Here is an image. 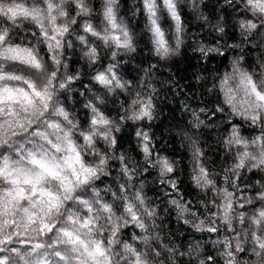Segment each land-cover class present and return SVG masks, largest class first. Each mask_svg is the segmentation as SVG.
Listing matches in <instances>:
<instances>
[{"label": "clouds", "instance_id": "9594fccd", "mask_svg": "<svg viewBox=\"0 0 264 264\" xmlns=\"http://www.w3.org/2000/svg\"><path fill=\"white\" fill-rule=\"evenodd\" d=\"M14 2L15 0H0V4L4 5ZM83 2L90 9L93 8L90 0ZM203 2L204 0H175L177 10L180 4L186 3L193 13L194 22L203 24L218 37L226 38V29L235 27L238 39L229 43L228 47L244 52L245 46L251 44L254 48L258 46L260 52H264V5L255 7L249 4L248 0H235L234 4L232 0H225L226 3L232 4L233 8L239 5L232 23L229 24L223 15L215 21L211 20L200 7ZM59 3L64 6L62 11L66 13L65 16L58 17L59 23L66 24L70 30L62 38L63 43L55 53L61 63L45 61L46 70L43 74L31 73L20 65L9 67V70L19 71L26 78L40 81L42 89L47 87L51 93L49 106L46 110L40 107L36 114H32L30 110L26 116L20 105H14L17 114L14 117L7 115L8 106H4L5 113L0 116V124L3 125V133H0V156H8L11 161L19 162L21 166L35 171L28 159L21 160V154L26 157L29 150L35 148L39 151L43 148L49 157H54L56 162L63 164L64 158L70 154L66 143V140H70L84 165L95 170V174L87 182H83L73 178L71 170L65 168L63 174L69 180L63 185L55 179L47 180L42 186L59 197V205L39 212L32 223L24 219L23 209L29 207L27 201L18 205L14 214L0 217V252L9 258L10 264H20V258L13 255L14 251L26 255L33 251L24 248L19 237H16L17 229L11 223L15 218L22 222V229L28 228L30 235L39 237V242L47 249L44 254L52 264H57L55 253L52 251L54 247L59 245L63 251L68 252L67 240L62 230L90 233L89 238L104 241H107L108 236L115 230V242L111 246L105 244L111 258L110 264H264V248L257 246L264 244V216L260 215L264 212V111L260 113L262 118L257 120L245 119L233 113L232 108L225 103L224 93L220 88V80L224 75L220 76L219 82L211 84L206 90L209 96L214 97L213 106L216 112L222 114V119L207 123L198 113L192 112L186 123L174 124L166 129L169 138L175 136L180 150L188 154V171L185 175L181 166L183 158L176 159L166 153H160L154 149L151 139L145 144L144 133L149 135L150 129L145 131L143 123H151L158 118L155 98L159 96V89L151 80L145 82L151 68L146 69L144 75L135 82L119 71L122 63L119 57H132L137 52V34L125 17L119 14V0L113 5L116 9V23L127 29L132 36L133 44L130 48L117 49L111 41L88 39L78 25L72 22L76 14V0H59ZM33 5L42 7V0H27L28 7ZM156 7L159 14L166 10L160 8L157 0ZM4 19L7 20V17ZM84 19L80 18V23H83ZM86 19L101 32L111 31L102 16L98 23L94 22L93 15ZM26 24L39 31L31 20L18 19L9 22L11 39L16 42L19 38L20 43L34 48L43 46L37 45L38 37L34 35V39L19 35L17 29L25 33L32 31L25 28ZM250 24L255 27H250ZM147 25L148 23L145 27L150 33ZM186 33L185 25L181 23L178 32L174 22L171 41L166 38L169 54L160 56L152 47V55L158 63H167L180 56ZM81 36L86 37L83 43ZM89 49L96 51L92 55H86ZM196 50L207 55L209 52H219L220 47L199 44ZM77 52L83 64L77 72L72 73L69 61ZM39 55L44 60L45 53L41 52ZM105 56L111 62L103 63ZM243 60L244 56L237 55L232 59V68L234 65L242 68L240 62ZM127 62L129 61L125 60L123 63ZM257 64L258 72L255 68L246 72L253 77L257 88L264 92V61L258 54ZM109 65L114 66L115 77L109 70ZM53 72L59 75L53 77ZM100 73L106 77L103 83L96 79ZM231 73L233 75L230 85L233 89H238V77L233 71ZM70 76L73 79L69 85ZM82 78L89 81L84 83L83 90L73 86ZM49 79H53L55 83L48 84ZM199 82L197 80V83ZM4 83H10L13 87H25L24 84L14 81ZM61 83L65 87L61 88ZM77 92L79 98L74 95ZM138 93L145 103L149 98L152 100L151 119L136 118L139 105L132 106L131 101ZM59 109L67 113V117L61 116ZM199 112L206 110L201 108ZM93 118L97 121L95 124L92 123ZM234 118L241 120L244 126L254 128L255 133L246 137L241 126L232 123ZM225 122L230 127L224 128ZM21 124L23 126H20ZM129 124L135 129L134 142L138 158L128 148L120 147V136ZM202 129H206L212 135L214 143L223 149L221 161L215 166L206 155L210 145L205 144V132ZM213 129L215 131H212ZM233 129L240 138L248 141L247 157H244L243 152L238 151L229 139ZM41 132H46L47 136L39 135ZM52 144H58L62 150L56 151ZM145 146L147 152L144 151ZM241 160L243 166H240ZM149 171L155 175L150 179L141 178ZM253 172L258 178L247 183L249 175ZM105 177L115 183H98ZM182 179L196 190L195 203L203 209V214L189 207L192 201L184 198L179 187ZM159 185L171 188L172 193H175L172 195L166 188L159 189L168 197L164 202L166 207L163 214L160 212V205L153 201L147 191L149 186ZM8 187L9 185L0 178V191ZM169 209L175 213V220L193 233L187 241H177L171 234L172 229L165 222ZM133 216L136 217L135 220ZM42 225L46 227L41 232ZM53 228L56 230L52 231ZM125 230L130 231L126 233ZM35 242L33 240V243ZM237 247L241 251H236ZM132 249L136 251L133 252ZM209 251L212 255L208 254ZM229 252L233 253L231 257ZM241 253L245 255L241 256Z\"/></svg>", "mask_w": 264, "mask_h": 264}, {"label": "snow or ice", "instance_id": "6c2138e0", "mask_svg": "<svg viewBox=\"0 0 264 264\" xmlns=\"http://www.w3.org/2000/svg\"><path fill=\"white\" fill-rule=\"evenodd\" d=\"M115 2L116 0H102L98 13L103 17L106 24L110 26L111 31L101 32L96 25L86 19V17L94 14V9L87 7L83 0H76V14L72 22L78 25L88 39L103 40L104 42L111 41L117 49L130 48L133 44V38L127 29L116 23V9L113 7ZM248 3L255 7H260L264 5V0H248ZM63 7L59 0H42V7L34 5L28 7L27 0H15L14 3L9 5L0 4V116L5 113V105L8 106L7 115L10 117L17 115L14 105H20L26 116L30 110L32 114H36L40 107L45 110L48 108L51 93L47 87L42 89L40 81L26 78L19 71L9 70V67L20 65L30 70L31 73L43 74L46 70L45 61L55 64L61 63L55 53L63 43L62 38L70 31L66 24L62 25L58 20V17L66 15L62 11ZM143 8L147 16V26L150 29L151 43L154 50L160 56H167L170 50L166 33L160 24V14L156 7V0H143ZM163 8L167 10L179 32L181 17L178 14L175 0H163ZM5 17H7V20L4 19ZM82 17L85 19L83 23H80V18ZM18 19L34 22L39 31L33 33V35L38 37L37 45L42 44L43 46L34 48L31 45L17 43L11 39L9 22L17 21ZM249 26L255 27V25L251 24ZM86 37H80L82 43L85 42ZM45 51L47 55L42 60L39 53ZM95 51V49H89L86 55H92ZM113 55L115 57V53ZM5 61L9 63L5 64ZM152 67L154 68L155 65H152ZM113 69L114 66L109 65V70L112 71L113 77H115ZM233 72L239 80L240 87L238 89H233L230 85L232 73H226L220 80V88L224 93L225 103L232 108L233 113L239 114L245 119H261L260 113L264 111V92L257 88L253 77L242 68L234 65ZM58 75L56 72L52 73L53 77ZM72 79L73 77H68L69 85ZM96 79L103 83L106 77L103 73H100ZM4 81L22 83L25 87H13L10 83L5 84ZM54 83L53 79L48 80V84ZM60 87L63 88L65 85L61 83ZM137 104L139 105V112L136 114V118L151 119L152 100L149 98L145 103L138 93L136 98L131 101L132 106ZM58 112L61 116L67 117V113L62 109H59ZM96 122L95 118H93L92 123L95 124ZM9 124H11V121H9ZM20 126L23 125L21 124ZM0 133H3L2 124H0ZM38 134L47 136L46 132ZM229 139L234 143L238 151L243 152L244 157L248 156L249 153L246 151L249 147L248 141L240 138L235 129H233ZM144 141L145 144L150 142L147 132L144 133ZM66 143L70 154L64 158L63 164L56 162L54 157H49L43 148L39 151L35 148L29 150L26 157L21 154V160L28 159L36 169L35 171L21 166L19 162L11 161L8 156H0V178L9 185L8 188L0 191V217L14 214L18 210V205L27 201L29 207L23 209L24 219L28 223H32L39 212L50 210L59 205V197L42 186L47 180L55 179L63 185L69 180L63 174L65 168L71 170L72 177L78 181L87 182L95 174V170L84 165L80 159L79 152L76 151L72 142L66 140ZM52 148L56 151L62 150L58 144H52ZM144 151H148L146 146ZM240 166H243V160H241ZM169 171H171L170 167ZM229 207H233V205H229ZM240 207H243V205H240ZM260 215L264 216V212H261ZM133 219L135 220L136 217L133 216ZM11 223L17 229L16 237H19L22 246L33 250L29 255L14 251L13 255L20 258V264H52L49 257L44 254L47 249L39 242V237L30 235V229L28 228L22 229L21 221L13 218ZM44 227L46 225L41 226V232ZM51 230L55 231L56 229L53 228ZM0 234H2V231H0ZM62 234L67 240L66 247L68 252L63 251L59 245L53 248L52 251L55 253L57 264H110L111 258L108 256V248L105 247V244L107 243V245L111 246L115 242V230L108 236L107 241L91 239L89 238L90 233H82L78 230H62ZM33 240L36 242L33 243ZM257 246L264 248V244H258ZM132 251L135 252L136 250L132 249ZM236 251L241 250L237 247ZM228 255L231 257L233 253L229 252ZM0 264H10L9 258L5 257L2 252H0Z\"/></svg>", "mask_w": 264, "mask_h": 264}, {"label": "trees", "instance_id": "16d2710c", "mask_svg": "<svg viewBox=\"0 0 264 264\" xmlns=\"http://www.w3.org/2000/svg\"><path fill=\"white\" fill-rule=\"evenodd\" d=\"M94 9L93 20L98 23L100 15L99 9L101 8L102 0H90ZM235 3V0H232ZM157 4L163 10V0H157ZM119 14L127 20L129 26L133 29L136 35L137 52L132 57H119L122 62L119 71L123 75L135 82L144 75L146 69L151 68V72L148 73L145 82L149 80L155 84L159 89V96L155 98L156 107L158 109L157 120L149 123L144 122L143 128L145 131H149L150 139L152 140L155 150L160 153H166L173 156L176 159H181V166L185 171V175L188 171L187 153L182 152L176 141V137L169 135L166 129L172 125L186 123L187 119L191 117L192 112L198 113L200 118L204 119L207 123H213L218 119H222V114L216 112L213 106L214 97L209 96L207 93V87L213 83H218L219 78L226 73H231L232 59L236 58L237 55L244 56V60L240 62V66L245 71H251L255 68L258 72L259 65L257 64V54L260 59L264 61V52H260L259 47H252L251 44L245 46L244 52H240L238 49L228 47L229 43L236 42L238 35L235 27L226 29L228 35L226 38L216 36L213 32H210L199 22H194L193 13L189 10L186 3L178 6V14L181 17L182 25L187 28L185 43L181 46V54L179 57H174L170 62L163 63L157 62L156 58L152 55V43L151 33L146 29L147 16L143 8V0H119ZM202 11L206 13L209 18L213 21L218 19L220 15H223L225 20L231 24L233 15L236 13V8L232 7V4H228L225 0H204L203 4L200 5ZM243 15V13H239ZM161 19L160 24L166 33V38L171 41L172 30L174 22L167 13L163 10L160 13ZM78 27V26H77ZM25 28H30L32 31L27 33L17 29L20 36H26L27 38L34 39L33 31L38 32L32 25H25ZM242 39V38H240ZM20 43L19 38L16 40ZM27 40H25V43ZM199 44L208 46L220 47L219 52H209L207 55L196 50ZM47 55L46 51L44 52ZM125 60L129 62L123 63ZM111 61L105 56L103 57V63H109ZM70 71L72 73L77 72L83 62L79 58L77 52L75 56H72L70 61ZM152 65H156L154 68ZM86 71V65L83 66ZM154 74V79H153ZM197 80L200 82L197 83ZM86 78H82L80 81L75 82L74 87H78L83 90L84 83H88ZM79 98V93H74ZM204 108L206 112H199V109ZM232 123L240 125L243 134L246 137H250L255 133L254 128H248L244 126L241 120L234 118ZM230 125L225 122L224 128H228ZM205 132V144L210 145L206 152L212 160L213 166L221 161V155L223 149L214 143V139L206 129H202ZM212 131H215L213 129ZM135 129L129 124L126 126V131L120 136V147L128 148L132 151L133 155L138 158V150L135 144ZM115 174V173H113ZM154 172L149 171L144 177L150 179ZM258 176L255 172L249 175L247 183H251L257 179ZM111 183L115 182L110 178L105 177L102 181L98 182ZM179 187L182 189L183 196L186 200L192 201L189 207L193 210H197L200 214H203V209L195 203L196 190L191 187L190 183L185 182L182 179ZM166 188L164 185L149 186L148 194L152 196L153 201L160 205V212L163 214V209L166 207L164 203L168 197L165 196L159 189ZM166 191L172 193L171 188H166ZM247 191V189H245ZM175 213L169 209V215L166 217L165 222L169 224V228L172 229V235L177 241H187L189 236L193 235L190 229H187L182 223H178L175 220ZM126 233L130 230H125ZM200 238L199 236L197 237ZM210 248V246H209ZM212 255V252H208ZM245 255L241 253V256Z\"/></svg>", "mask_w": 264, "mask_h": 264}]
</instances>
